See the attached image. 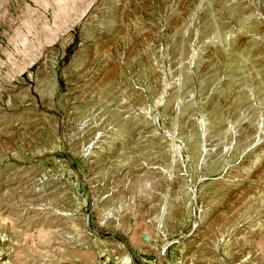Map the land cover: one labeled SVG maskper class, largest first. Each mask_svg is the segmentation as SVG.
Wrapping results in <instances>:
<instances>
[{
	"label": "rangeland",
	"instance_id": "374dc122",
	"mask_svg": "<svg viewBox=\"0 0 264 264\" xmlns=\"http://www.w3.org/2000/svg\"><path fill=\"white\" fill-rule=\"evenodd\" d=\"M0 264H264V0H0Z\"/></svg>",
	"mask_w": 264,
	"mask_h": 264
}]
</instances>
